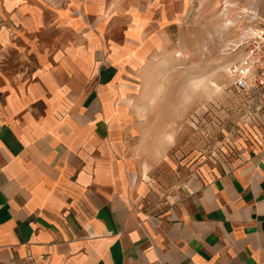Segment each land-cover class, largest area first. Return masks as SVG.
Returning <instances> with one entry per match:
<instances>
[{
    "label": "crops",
    "instance_id": "1",
    "mask_svg": "<svg viewBox=\"0 0 264 264\" xmlns=\"http://www.w3.org/2000/svg\"><path fill=\"white\" fill-rule=\"evenodd\" d=\"M47 2L20 3L21 44L6 32L0 264H264V144L181 181L138 140V67L189 48L193 0Z\"/></svg>",
    "mask_w": 264,
    "mask_h": 264
},
{
    "label": "rangeland",
    "instance_id": "2",
    "mask_svg": "<svg viewBox=\"0 0 264 264\" xmlns=\"http://www.w3.org/2000/svg\"><path fill=\"white\" fill-rule=\"evenodd\" d=\"M25 1L0 0V79L23 68L19 51L6 48V32L15 44L23 42L25 31L12 17ZM251 12L263 13L264 0H193L189 48L171 56L157 54L138 67L140 89L152 95L149 111L137 115L138 140L155 145L158 177L182 181L201 168L223 169L264 144V122L235 90L227 72L235 55L221 52L217 34L223 30V36L236 37L243 15ZM45 19L43 27L50 26L53 19Z\"/></svg>",
    "mask_w": 264,
    "mask_h": 264
},
{
    "label": "built area",
    "instance_id": "3",
    "mask_svg": "<svg viewBox=\"0 0 264 264\" xmlns=\"http://www.w3.org/2000/svg\"><path fill=\"white\" fill-rule=\"evenodd\" d=\"M251 14L243 15L246 19L236 37L223 36V30L217 34L221 52L235 55L227 67L235 90L246 97L250 110L264 121V12Z\"/></svg>",
    "mask_w": 264,
    "mask_h": 264
}]
</instances>
